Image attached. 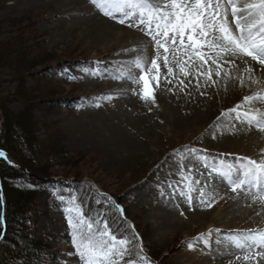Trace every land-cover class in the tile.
<instances>
[{"label":"rangeland","instance_id":"obj_1","mask_svg":"<svg viewBox=\"0 0 264 264\" xmlns=\"http://www.w3.org/2000/svg\"><path fill=\"white\" fill-rule=\"evenodd\" d=\"M55 2L56 0H0V41L8 42L10 64H13L20 51L27 52L31 58L43 57L44 53L53 54L56 63L51 65L52 76L56 78L65 74L70 80L67 86L56 84L53 90L62 92L64 97L69 94L73 97L72 100L56 110H48L42 97L44 91H40L44 86L39 75L40 68L34 70L32 77H25L28 89L33 91L34 117L38 125L37 139L41 145L40 158H51L50 152L43 147L51 144L54 137L60 142V148L67 153V158L75 161L80 159L83 169L80 177L82 180H89L91 187L96 190L93 194L92 190L85 186V190L90 194L89 198L85 197L86 200L98 202L101 208L121 198L123 203L116 206L123 210L122 216L126 219L128 228H132L134 232L139 229L140 235H144L145 238L140 239L153 249L157 260L154 261L155 264H232L234 257L244 259L245 256L259 259L260 264H264V259L260 258L264 253H261L259 247L247 252L231 244L234 240L244 242V234L260 232L259 228L264 227L262 209L251 214L247 210L234 213L229 210L231 207L225 208L227 203L234 202L233 197L236 196L252 197L262 208L264 203L255 195H235L228 184L211 170L213 165L219 168L222 164H238L235 159L237 157L264 162V132H259L233 117H227L229 126H226V133L234 132V136L238 138V141L235 140L237 144L229 145L224 137L219 141L215 140L214 135L211 137L213 125L203 130L193 125L183 132H170L167 120L163 117L153 122L150 131L144 133L122 125V133L128 136L127 140L125 135L116 133L115 128L118 112L121 109L126 111L131 102L124 97L127 81L112 77H119L121 73L129 77L140 75L131 62L143 59L147 68L157 55L153 42L139 28L126 25L121 27L130 31L131 36L118 30L111 33L105 42L93 40L84 35L85 26L73 19L75 14L70 16L63 12ZM220 2L230 13L227 0ZM228 24L232 27L230 14ZM233 31L235 32L234 27ZM168 39L171 41V34ZM177 40L179 41V37ZM184 43L189 45L187 49L180 48L179 43L167 45L170 49L167 53L170 63L168 66L171 67L173 56H176L177 63L183 64L185 71L192 72L196 69L192 74L196 80L203 78L201 81L205 83L214 82L213 70L214 76L211 74V80H206L208 68L201 70L196 67L201 64L200 54L209 52L210 49L195 48L186 37ZM173 48L179 51L173 52ZM159 55H165L163 48L159 49ZM185 61L188 63L185 64ZM210 63L208 60L202 66L207 67ZM157 64L160 71L162 59L157 61ZM263 68L260 69L264 73ZM159 71L153 70L148 74L149 77L146 76V90L153 92V77L156 78ZM8 74L7 70L0 69L1 76ZM184 84L187 86L185 78L182 85ZM141 85H144V81L139 83V89ZM6 86L10 89L14 87ZM263 89L264 86L256 88L257 91H252L242 96L240 101L229 104L228 106H232L229 110L242 104L247 96L258 92L264 95ZM200 95L203 96L202 93ZM107 97L112 99H104ZM218 97L221 99L220 95ZM263 107L264 104H254L241 111L253 114L259 109L264 113ZM120 138L127 141L122 152L118 149L123 142L116 143L117 150L114 147V139ZM130 138L135 141H132L135 145L129 141ZM205 164L209 167L206 168ZM189 183L195 189L191 192L192 208L189 207L185 196L181 195L188 192L186 185ZM101 186H105L111 194H106ZM97 192L109 199L105 201L97 198ZM201 192L205 193V199L211 197L212 207L209 208L207 203L200 202ZM79 196L80 190L63 178L57 180L47 193L38 197V208L43 213L38 230L43 234L54 235L52 241L56 250L53 263L41 264H82L73 245V230L69 227L67 211L70 206L78 207L85 218V212L79 204ZM165 201L169 203L168 211H172L171 222L167 225H163L157 217L159 211L165 209ZM193 208L206 209L210 214L209 219L198 221L196 214L190 211ZM108 230L111 232L109 228ZM65 233L69 242L62 239ZM112 234L117 240H125ZM201 236L205 237L204 241L197 240ZM136 261L137 264H145V260ZM123 264H130L128 256L123 257ZM147 264L153 262L147 260Z\"/></svg>","mask_w":264,"mask_h":264},{"label":"snow or ice","instance_id":"obj_2","mask_svg":"<svg viewBox=\"0 0 264 264\" xmlns=\"http://www.w3.org/2000/svg\"><path fill=\"white\" fill-rule=\"evenodd\" d=\"M90 3L100 14L114 20L115 23L130 28H139L153 42L157 55L147 68L143 59L131 62L140 75L129 77L127 74L121 73L119 77H112L113 79L130 80L136 84L144 81L141 91L133 92V95H139V98L145 102L150 101L155 104V93L146 90V76L153 70L159 71L157 61L163 60L167 70V75L163 79L166 83H172L167 79L168 76L173 75L174 71L172 67L168 66L167 53L170 49L167 45L179 43L180 48L187 49L189 45L184 43L185 37L195 48L210 49L209 52L200 54L201 64L198 67L210 60L216 69L223 70L229 79H237L241 87L245 86V75L250 83L257 85L260 83L254 78L252 68L247 65L245 58L264 67V0H250V2L249 0H227V8L231 9L230 13L220 0H90ZM229 14L232 17V27L228 24ZM170 34L171 41L168 39ZM177 37H179V41ZM160 48L164 49L163 57L159 55ZM133 51L136 50L133 49ZM172 51L177 52L179 49L173 48ZM205 57L207 59H204ZM189 60H191L190 55ZM236 60L245 64L242 71L235 63ZM173 62H177L176 56H173ZM184 63L187 64L188 61ZM222 65H228V68L222 69ZM178 66L180 73L187 78L189 73L185 71L184 65L178 64ZM233 69L240 72V75L232 76ZM211 72L212 69H208L206 80H211ZM215 75L220 77L221 71L217 70ZM153 78L155 79V77ZM180 83L182 84L183 81ZM196 86L199 87V83ZM104 99L111 100L112 97ZM254 104H264V95L258 92L245 97L242 104L225 112L223 116L233 117L241 123L264 132V113H261L259 109L253 114L241 111L246 106ZM0 159H7L3 152H0ZM235 159L239 162L238 164H222L219 168L213 165L211 170L228 184L233 193L255 195L261 203H264V162L243 157ZM205 167L209 166L205 164ZM184 179L188 178L184 177ZM186 187L188 192L181 193V195L185 196L191 206V192L195 189L191 183ZM199 195L201 203H207L209 208L213 206L210 203V196L205 199V193L201 192ZM0 202H2V195H0ZM256 202V200L252 201V203ZM67 211L69 212V227L73 230V245L82 264H123L125 256L130 258V264H137L136 256L133 255L135 248L131 240H117L109 232L106 224L101 231L94 226L95 221H88L84 218L78 207L70 206ZM118 211L123 212L122 209H118ZM244 235L246 237L244 242L234 240L231 241L232 246L247 252L254 251L259 247L261 253H264V232ZM197 240L204 241L205 237H198ZM239 258L237 257V259ZM260 258L264 259V255H261ZM141 259L145 260V264H147L146 257H141ZM244 259L247 260L249 257L245 256Z\"/></svg>","mask_w":264,"mask_h":264},{"label":"trees","instance_id":"obj_3","mask_svg":"<svg viewBox=\"0 0 264 264\" xmlns=\"http://www.w3.org/2000/svg\"><path fill=\"white\" fill-rule=\"evenodd\" d=\"M7 44L8 42L0 41V69L9 72L6 76L0 75V152L7 157L0 159V264H41L55 261L56 250L52 241L54 235L43 234L38 230V223L43 215L38 208V197L47 193L57 180L63 178L80 190L79 204L85 212L86 220L95 221L94 226L100 230L106 224L112 233L133 242L136 260L142 261L141 257H146L155 264L154 261L157 260L153 249L140 239L145 238L144 235H140L139 229L134 232L132 228H128L126 219L118 211L116 204L123 203L121 198L101 208L98 202L86 200L85 197L89 198L90 194L84 187H89L93 194L96 190L91 187L89 180H82L80 177L83 170L80 159L75 161L67 158V153L60 148V142L52 136L51 144L43 147L50 152L51 158H40L41 145L37 139L33 91L28 89L25 77H32L34 70L40 68L41 71H38L44 85L40 91H44L42 97L48 110H56L72 100L73 97L69 94L64 97L62 92L53 90L56 84L67 86L70 80L65 74L56 78L52 76L51 65L56 63L53 54L44 53L43 57L31 58L27 52L20 51L13 64H10ZM6 85L14 87L10 89ZM101 188L106 194H111L105 186ZM97 194V198L105 201L109 199L98 192ZM62 239L69 242L66 233Z\"/></svg>","mask_w":264,"mask_h":264},{"label":"bare ground","instance_id":"obj_4","mask_svg":"<svg viewBox=\"0 0 264 264\" xmlns=\"http://www.w3.org/2000/svg\"><path fill=\"white\" fill-rule=\"evenodd\" d=\"M55 3H57V7H60V10H63V12L69 14L70 16L75 14L74 18H72L76 19L78 24L85 26L84 35L93 40L97 39L99 42H105L110 38L111 33L118 30H120L122 34L124 33V35H132L130 31L121 27L124 25L117 24L114 20L108 19L100 14V12L90 3V0H56ZM245 61L247 65L252 68L254 78L260 82L258 85L250 83L247 75H245V86L241 87L237 79H229L225 76L224 71L216 69L214 64L210 63L207 67L199 66L201 70L208 68L212 69L213 72H216L217 70L221 71L220 77L215 75L213 86V82L205 83L204 81H201L203 78L196 80L192 76L196 69L192 72L187 71L189 75L185 78L179 71L178 63L173 61L171 64V67L174 70L173 75L167 77L168 80L172 81V83L169 84L163 79V77L167 75V70L162 60V67L157 74V77L153 79L155 104L150 101L145 102L141 100L139 95H133V92L139 93L141 91L138 87L139 84L132 83L130 80L125 79L127 81V84L125 83V90L127 89V92L124 97L126 99L128 98L131 102L126 111L121 109L117 114V125L115 126L117 131L116 133L123 134L122 132L124 131V128L122 125L126 128L137 131L138 133L148 132L150 131L153 122H156L157 120L159 121L160 118L164 117L167 120L170 132H183L193 125L198 126L203 130V128L213 125L214 129H212L213 131L211 132V137L214 135L215 140L218 141L224 137L225 141L229 145L237 144L235 140L238 141V138L234 136V132L230 134H227L229 132L226 133L227 130L225 129H227L226 126H229V120L227 117L223 116V113L227 112L232 107L228 106L229 104L240 101L242 96L255 91L256 88L260 89L264 86V73L263 70L260 69L263 67H260L257 64L255 65V62L250 61L248 58H245ZM235 63L241 71L245 67V64L241 63L239 60H236ZM198 65H196V67H198ZM224 68H228V65H222V69ZM213 72L211 73L212 77L214 76ZM261 72L263 73L262 75L260 74ZM206 73H208V71H206ZM239 75L240 72L235 69L232 70V76L235 77ZM184 78L187 81V86L180 83V80L184 81ZM197 83H199V87L196 86ZM157 84H159V87H157ZM200 93H202L203 96H201ZM219 95L221 96V99H219ZM125 137L128 140V136L125 135ZM211 137L208 139L210 140ZM245 138L244 140H247ZM129 141L133 143L132 141L134 140L130 138ZM118 142H123L118 151H124L127 141L123 138H120L119 140L114 139V147L116 150V143ZM233 198L235 199L234 202L227 203L225 208L229 209L231 207L229 210H232L234 213L247 210L249 213L253 214L257 213L260 209H262V212L264 213V208H262L261 205H258L257 202L252 203V197L236 196V198ZM168 205L169 203L166 202L165 209L159 211L157 215L163 225H167L168 222H171L170 218L172 215L170 212L172 211H168ZM198 208H193L190 211L194 215L196 214L195 217L198 218V221L202 222L208 220L210 217L209 212L206 209ZM259 231H264V227H260ZM232 264H260V262L259 259L249 258L246 261L245 259H237L234 257L232 259Z\"/></svg>","mask_w":264,"mask_h":264}]
</instances>
